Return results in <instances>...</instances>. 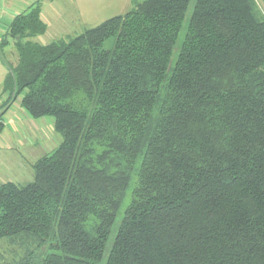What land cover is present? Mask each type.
I'll list each match as a JSON object with an SVG mask.
<instances>
[{
  "label": "trees",
  "instance_id": "obj_1",
  "mask_svg": "<svg viewBox=\"0 0 264 264\" xmlns=\"http://www.w3.org/2000/svg\"><path fill=\"white\" fill-rule=\"evenodd\" d=\"M41 1L5 37L18 61L2 60L0 137L20 100L31 118H52L62 142L32 163L31 183L0 184V264H100L106 254L105 264H264L255 0H144L48 44ZM78 91L89 113L67 103ZM133 175L136 199L119 219Z\"/></svg>",
  "mask_w": 264,
  "mask_h": 264
},
{
  "label": "rangeland",
  "instance_id": "obj_2",
  "mask_svg": "<svg viewBox=\"0 0 264 264\" xmlns=\"http://www.w3.org/2000/svg\"><path fill=\"white\" fill-rule=\"evenodd\" d=\"M28 1L27 5L21 6L22 10L18 14L28 11L38 0ZM143 1L42 0L41 19L46 23L48 30L44 36L39 38V41L48 44L61 39L69 40L88 29L101 25L115 16L127 14L136 4ZM255 2L264 14V3L261 0H255ZM193 5L194 1L191 3L187 18L192 13ZM12 21V16L6 13L0 5V114L5 110L4 106H6L9 99V94L3 92V82L7 75V68L3 64V59L11 65H16L18 61L13 43L9 41L8 45L4 44ZM184 33L185 28H183L181 38L184 36ZM109 45V42L106 43L107 47ZM67 103L79 111L89 113L93 109L90 98L83 91L74 92L67 99ZM2 120L6 123V128L0 140V184L13 182L21 186L27 185L35 177L32 163L57 148L62 142V137L55 132L53 127L54 121L50 117L34 119L27 115L25 124L22 116L18 119V115L5 113ZM43 122L45 125H43ZM30 124L33 125L31 130L28 129ZM37 125H41L42 128H40L41 126L38 128ZM40 135L43 141L38 140ZM96 150L97 152H101L102 148L99 146ZM138 189L139 180L133 175L118 213L119 219L136 199ZM88 221V228L92 230L97 224V220L95 217H90ZM106 257L107 254L100 264H105Z\"/></svg>",
  "mask_w": 264,
  "mask_h": 264
},
{
  "label": "crops",
  "instance_id": "obj_3",
  "mask_svg": "<svg viewBox=\"0 0 264 264\" xmlns=\"http://www.w3.org/2000/svg\"><path fill=\"white\" fill-rule=\"evenodd\" d=\"M27 3H29L28 0H0V5L2 6L3 10L10 14L14 20V18L18 15V12H20L21 6L27 5ZM30 7V6H29ZM3 92H4V82H3ZM6 113H13L15 115H18V119H20V116H22V119L24 120L25 124H26V120H27V113L26 111L21 107L20 105V100H17L15 103H13V105L9 108V110ZM17 121V120H15ZM18 122V121H17ZM15 123V122H14ZM5 124V128H6V123ZM9 125V124H8ZM43 125H45V123L43 122ZM38 128L41 126L37 125ZM44 127V126H43ZM33 128V125L30 124L29 125V130H31ZM42 128V126L40 127ZM40 130V129H39ZM40 132V131H39ZM36 133V132H35ZM2 138V135L0 137V140ZM38 140H42L41 139V135L38 138ZM43 141V140H42ZM46 143V142H45Z\"/></svg>",
  "mask_w": 264,
  "mask_h": 264
}]
</instances>
